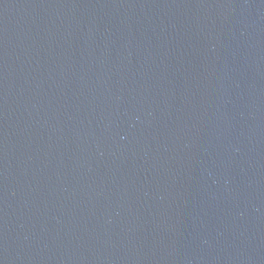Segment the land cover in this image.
I'll return each mask as SVG.
<instances>
[{"label":"water","instance_id":"95a60500","mask_svg":"<svg viewBox=\"0 0 264 264\" xmlns=\"http://www.w3.org/2000/svg\"><path fill=\"white\" fill-rule=\"evenodd\" d=\"M0 264H264V0H0Z\"/></svg>","mask_w":264,"mask_h":264}]
</instances>
